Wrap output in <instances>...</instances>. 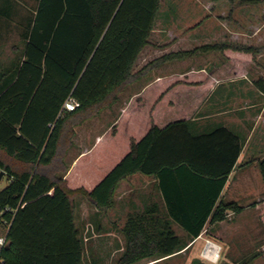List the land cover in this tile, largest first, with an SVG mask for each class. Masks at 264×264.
Segmentation results:
<instances>
[{
  "label": "trees",
  "instance_id": "obj_1",
  "mask_svg": "<svg viewBox=\"0 0 264 264\" xmlns=\"http://www.w3.org/2000/svg\"><path fill=\"white\" fill-rule=\"evenodd\" d=\"M159 3L38 0L21 62L0 73V172L10 179L0 190V223L8 228L0 264H82L75 195L106 211L119 182L136 172L158 179L165 208L155 201L127 215L118 264L181 251L188 239L174 222L192 239L207 222L243 210L221 192L245 137L223 125L197 129L189 115L215 81L240 75L261 48L206 43L163 54L133 71ZM210 51L224 60L152 82L64 176L44 171L66 150L65 131L76 118L90 116L98 105L112 106L127 84L161 63ZM256 84L264 92L263 82ZM69 97L79 103L74 110L64 107ZM257 164L264 185V156ZM259 216L264 226V209Z\"/></svg>",
  "mask_w": 264,
  "mask_h": 264
},
{
  "label": "rangeland",
  "instance_id": "obj_2",
  "mask_svg": "<svg viewBox=\"0 0 264 264\" xmlns=\"http://www.w3.org/2000/svg\"><path fill=\"white\" fill-rule=\"evenodd\" d=\"M37 3L38 0H0V73L11 72L21 62L28 28L32 22ZM150 40L154 47H161L162 51L155 52V54L154 52L150 54H148L149 52L141 53L133 71L141 67L156 53L166 54L192 49L203 43L225 42L245 46L254 45L261 48L256 54V61L250 62L242 68L241 74L245 73L248 77V83L242 91L244 95L246 94L247 99L237 101L239 104L234 100V102L230 101L232 103L229 109H242L247 117L246 134L250 128L256 127L250 140L251 161L247 165L239 166L235 174L230 176L228 192L223 196L226 201L236 200L246 210L234 222H231L235 220L234 214L229 211L225 221L232 225L230 233L226 234L230 238L226 246L223 242H219L223 248L220 258L215 264H264V226L259 222V210L255 209L253 204L255 199L259 197L258 202L261 204V211L264 209V185L257 164V159L264 156V118L261 117L262 114L259 118L257 117V114L261 113L262 110L264 113V109L257 108H262L264 103L256 104L257 97L253 94L257 88L255 84L260 80L257 79V76L260 71L264 74V0L250 4L242 3L240 0H160ZM223 60L224 58L219 51H210L184 59L172 60L170 65L168 63L170 67L166 66L165 69L183 72L191 66L210 68ZM262 82L264 83V79ZM222 83H219L215 88L214 96L220 93L222 87L228 85L229 82ZM230 83L237 85L235 80L230 81ZM141 84L142 82L140 84L135 83L132 87L129 86L121 94L115 105L108 107L98 105L93 108L96 109V113L80 119L79 123H77L78 119L76 118L74 123L69 125L65 131V142L68 143L71 139V142L74 143L70 152L67 151L68 145H66L67 155L75 156L90 142L93 143L99 135L103 134L104 136L113 122L116 109H126L131 99L140 95ZM225 87L229 88L228 86ZM9 181V176L4 174L0 178V190ZM79 216L85 220L83 236L86 239L87 248L84 264H116L119 258L110 256L112 252L110 242L106 241L100 247L97 246L96 241L93 242L96 230L92 221L93 206L89 201H83ZM6 229V224L0 223V235L4 234ZM213 236L210 230L204 231L202 237L196 240L190 249L201 254L205 239L209 238L218 242ZM89 244H91V248L88 247ZM95 247L97 250H95L94 256L92 250ZM146 261L148 260L143 259L136 264H144ZM182 262L185 261L181 260L179 264H184Z\"/></svg>",
  "mask_w": 264,
  "mask_h": 264
},
{
  "label": "crops",
  "instance_id": "obj_3",
  "mask_svg": "<svg viewBox=\"0 0 264 264\" xmlns=\"http://www.w3.org/2000/svg\"><path fill=\"white\" fill-rule=\"evenodd\" d=\"M150 42H151V40L149 37L148 44L141 50V52L138 55V58H139L140 54L144 53V52L145 53L149 52L148 54L154 52V54H155V52L162 51L161 47H154L153 44H151ZM148 48H152L154 50L151 51ZM163 54L164 53H162V54L156 53V55L151 56L147 61H145V63H143V65H141V67L144 66L145 64H147L149 61H151L155 58H158ZM138 58H137V60H138ZM137 60H136V62H137ZM143 60H146V58L145 59L143 58ZM173 61L163 62L160 65H158L156 68H154L153 70L149 71L148 73L142 75L138 79L127 84L125 86V88L121 92H119L117 102L119 101L121 94L126 89H128L129 86L132 87L133 85H135V83L140 84V82H142V84L140 86V90L142 91L152 82L159 81L166 76H170V75H174V74H178V73H183V72H187V71H198V70L208 69L207 66H205V67L204 66L203 67L191 66V68H188V69L184 70L183 72L182 71H176V70H169V71L166 70L165 69L166 66H169L170 62H173ZM136 62L134 64V66L136 65ZM168 63H169V65H168ZM141 67H139L138 69H140ZM138 69H136V70H138ZM247 78H248L247 75L244 73V74H241L238 76L225 78L226 80L221 79V80L215 81L216 83L214 82V84L212 85V88H211L209 94L199 104V106L194 110V112L189 115V118L196 121L195 126L197 129H200V130L212 129L218 125H223V126H226V127L230 128L231 130H233L237 133H240L242 136L245 137L243 149L239 155L236 166L234 167L232 172L229 174V177L226 181V184H225V186L221 192V198H223V196H225L228 192V189H229L228 184H229L230 176L235 174V172L237 171V168H239V166H241L243 164L247 165V163L251 161V157H252V152H251L252 147H251V141L250 140H251V134H252V132L256 126L255 127L253 126L254 128H250L248 134H246L247 117H246L245 113L243 112V110L242 109H233V108L229 109V106L231 105L232 102H234V101L240 102L241 100L247 99L246 94L244 95L242 92L243 88L245 89L244 86L246 85V83H248ZM257 79L258 80L260 79L259 81H261V82L264 79V74L261 73V71H260V74L257 76ZM227 80H229V81H227ZM234 80L237 82V85H231L230 81H234ZM253 80H254V78H253ZM222 82H229L228 85H225V86H228L229 88H227L223 85L224 87H222V89L220 90V93H217L214 96L215 88L217 87V85L219 83H222ZM255 85L257 87L255 89V91L253 92V94H255L257 97V100H255V103L256 104L264 103V92L261 88H259L257 86V84H255ZM263 85H264V83H263ZM231 100H232V102H230ZM205 107H206V109H204ZM242 107H245V106H242ZM257 109H264V106L262 108H257ZM103 110H105V109H103ZM116 110L117 111H115V114L113 115L112 124L120 117V115L123 113V111L125 109L121 108V109H116ZM100 111H101V109H100ZM262 112H263V110L261 111V113L259 112L257 114L258 118L260 117L261 114L264 115V113H262ZM262 115H261V117L264 118V116H262ZM87 117H89V116H86V117L81 116L78 119L77 123H79L80 119L87 118ZM263 130H264V128H263ZM102 136H103V134L99 135L93 143L90 142V144L88 146H85V148L83 150H81L78 154H75V156H72V157L68 156L67 152L65 150V152H63L57 158L56 166L53 168L52 167L51 168H45L44 171L52 172L53 174H56L58 176L59 175L64 176L67 173V171L74 165V163L77 161V159L82 154H85L86 152L90 151V149L96 144V142H98L99 140L102 139ZM67 145H68L67 151L70 152L71 149L74 147V143H72L71 139H70V141L67 143ZM65 147H67V146H65ZM262 184H263V182H262ZM74 199L76 201L75 224H76L77 228L79 229V231L81 232V235L83 237L84 249H83L82 264H84L85 252H86V248H87L86 247L87 246L86 241H85L86 239L83 236V229H84V225H85V220L80 218L79 211L81 209V204L83 203V201L84 200L89 201V200L83 194H76ZM113 199H114V204L110 208H108L106 211H100L97 207L93 206L91 204V202L89 201L90 204L93 206V219H92V221H93V224H94L95 230H96L95 234H94L93 242L96 241L98 244L97 246H99V247L102 243H104L106 241L110 242L112 244V247H111L112 252H111L110 256H112L113 258L115 256H117V258H119V255L122 254L124 247H125V244H124L125 238L121 232V228H122L123 224L125 223L127 215L129 213L143 209V207L146 203H153L156 201L161 205L162 210H164L165 205H164V198L162 196V193L158 188V179L153 175H147V174H143L140 172L133 173V174L129 175L128 177L122 179L114 191V198ZM259 200H260V198L258 197L257 199H255V201H254L255 203H253V204H254L255 209L259 210V214H260L261 204L258 202ZM234 201H236V200H234ZM245 210H246V208H244L239 213H233L232 211H230L234 214V217H235L234 218L235 220H233L231 222L236 221L238 216ZM173 226L179 235H183V236L187 237V239H188L187 246L185 248H183L181 251L174 253L172 255H169V256H164V257H159V258H146L148 261H146L144 264H179V261H181V260L185 261V262H182L184 264H206V263L215 264L216 262H211L209 260L206 261L207 259L203 258L201 256L200 252L197 253L196 251H192L190 248H191V246H193V243L196 240H199L202 237L203 232L206 230H210L214 235L213 237H215L218 242H216L213 239H210V240H212L218 244H220L219 242L221 241L226 246L227 245L226 243H228V240L230 238V236L226 235V234L230 233V230L232 229V225L230 223L226 222L225 220H222V221H219L216 223L207 222L205 224L203 230L200 232L199 236L191 239L190 237H188L187 232L177 222H174ZM7 229H6V232H7ZM6 232L4 234H1V235L6 236ZM226 239H227V241H226ZM88 247L91 248V244H89ZM221 247L223 248L222 245H221ZM95 250H97V247H95V249L92 250V252H94L93 253L94 256H95V252H96ZM98 256L100 259H102V257H100V255H98ZM116 264H118V262Z\"/></svg>",
  "mask_w": 264,
  "mask_h": 264
},
{
  "label": "built area",
  "instance_id": "obj_4",
  "mask_svg": "<svg viewBox=\"0 0 264 264\" xmlns=\"http://www.w3.org/2000/svg\"><path fill=\"white\" fill-rule=\"evenodd\" d=\"M78 105L79 103L75 98L69 97V99L65 102L64 107L68 110H74ZM5 242L6 236L0 235V247H2ZM221 250L222 247L220 244L207 238L205 239V244L202 248L201 256L211 262H217L220 258ZM0 262H2V259H0Z\"/></svg>",
  "mask_w": 264,
  "mask_h": 264
},
{
  "label": "water",
  "instance_id": "obj_5",
  "mask_svg": "<svg viewBox=\"0 0 264 264\" xmlns=\"http://www.w3.org/2000/svg\"><path fill=\"white\" fill-rule=\"evenodd\" d=\"M2 175H3V171L0 172V178L2 177Z\"/></svg>",
  "mask_w": 264,
  "mask_h": 264
}]
</instances>
